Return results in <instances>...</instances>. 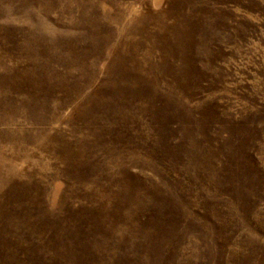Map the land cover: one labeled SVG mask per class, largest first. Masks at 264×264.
Segmentation results:
<instances>
[{
    "label": "rangeland",
    "instance_id": "obj_1",
    "mask_svg": "<svg viewBox=\"0 0 264 264\" xmlns=\"http://www.w3.org/2000/svg\"><path fill=\"white\" fill-rule=\"evenodd\" d=\"M0 264H264V0H0Z\"/></svg>",
    "mask_w": 264,
    "mask_h": 264
},
{
    "label": "trees",
    "instance_id": "obj_2",
    "mask_svg": "<svg viewBox=\"0 0 264 264\" xmlns=\"http://www.w3.org/2000/svg\"><path fill=\"white\" fill-rule=\"evenodd\" d=\"M50 262V261H47V263Z\"/></svg>",
    "mask_w": 264,
    "mask_h": 264
}]
</instances>
